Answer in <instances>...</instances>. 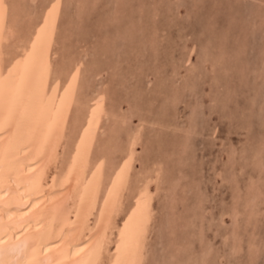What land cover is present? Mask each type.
I'll return each mask as SVG.
<instances>
[{"label":"rangeland","instance_id":"374dc122","mask_svg":"<svg viewBox=\"0 0 264 264\" xmlns=\"http://www.w3.org/2000/svg\"><path fill=\"white\" fill-rule=\"evenodd\" d=\"M53 1L5 0L19 24L6 42L7 73ZM57 1L49 55L57 103L72 71L82 76L59 172L85 104L103 93L107 102L94 158H109L92 227L137 132L117 224L153 176L144 264H264V0Z\"/></svg>","mask_w":264,"mask_h":264},{"label":"bare ground","instance_id":"6f19581e","mask_svg":"<svg viewBox=\"0 0 264 264\" xmlns=\"http://www.w3.org/2000/svg\"><path fill=\"white\" fill-rule=\"evenodd\" d=\"M59 8L54 0L16 54L13 71L7 73L6 42L18 23L9 19L5 0H0V264H144L154 211L153 176L141 181L123 224H117L132 176L137 132L131 134L124 159L115 169L104 209L91 225L109 158L106 151L94 158L101 122L108 113L104 93L85 104L87 118L66 166L57 170L81 76L79 69L72 71L57 103L58 89L49 82L53 71L49 55L58 31ZM110 143L106 139L102 144ZM115 229L116 244L109 250Z\"/></svg>","mask_w":264,"mask_h":264}]
</instances>
